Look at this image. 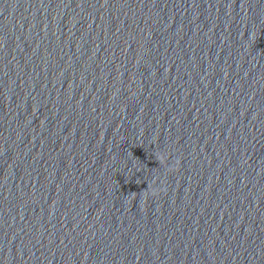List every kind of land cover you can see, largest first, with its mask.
<instances>
[{
    "label": "water",
    "instance_id": "water-1",
    "mask_svg": "<svg viewBox=\"0 0 264 264\" xmlns=\"http://www.w3.org/2000/svg\"><path fill=\"white\" fill-rule=\"evenodd\" d=\"M0 264H264V0H0Z\"/></svg>",
    "mask_w": 264,
    "mask_h": 264
}]
</instances>
